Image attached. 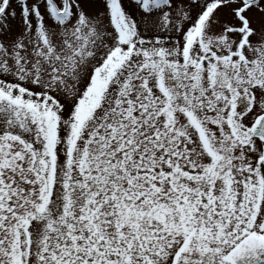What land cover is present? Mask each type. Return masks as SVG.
Returning a JSON list of instances; mask_svg holds the SVG:
<instances>
[{
    "label": "snow or ice",
    "instance_id": "obj_1",
    "mask_svg": "<svg viewBox=\"0 0 264 264\" xmlns=\"http://www.w3.org/2000/svg\"><path fill=\"white\" fill-rule=\"evenodd\" d=\"M0 264H264V0H0Z\"/></svg>",
    "mask_w": 264,
    "mask_h": 264
}]
</instances>
